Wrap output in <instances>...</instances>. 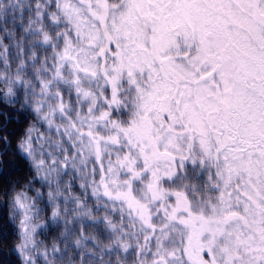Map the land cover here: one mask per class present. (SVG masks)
I'll return each mask as SVG.
<instances>
[{"label":"snow or ice","instance_id":"1","mask_svg":"<svg viewBox=\"0 0 264 264\" xmlns=\"http://www.w3.org/2000/svg\"><path fill=\"white\" fill-rule=\"evenodd\" d=\"M0 103L22 264H264V0H0Z\"/></svg>","mask_w":264,"mask_h":264},{"label":"trees","instance_id":"2","mask_svg":"<svg viewBox=\"0 0 264 264\" xmlns=\"http://www.w3.org/2000/svg\"><path fill=\"white\" fill-rule=\"evenodd\" d=\"M15 115L19 117V120L21 122H17V120L14 119L8 124L7 131L14 133L11 139L15 136L18 137L19 134L21 135L24 128L27 127L29 123L34 121L32 115L28 113H25L23 116H20L19 114H15ZM0 123H3V117H0ZM12 148L13 150L7 154L5 159L6 161H12L13 163H15L16 168L13 171L10 165H8L7 163L4 165V172L3 174H0V184L5 186H7L9 181H13V182L18 180L22 181L25 178L32 175V173L30 172V165L26 161L21 160L20 157L14 154L15 143H13ZM35 187L37 188L40 187L39 182L35 184ZM72 192L75 195H82L81 189L77 184L74 185ZM0 201H4V202H0V223L7 225L8 213L10 211V208L7 206L4 198L0 197ZM48 215H50V212L45 214V219H47ZM55 235L56 232L50 230L48 234L42 235L40 236V238L45 240L46 243L50 244L51 240L55 237ZM15 239L16 237L14 236V234L10 232L7 242L0 243V264H21L19 255H17L14 251H12V242ZM37 264H44V262L38 259Z\"/></svg>","mask_w":264,"mask_h":264},{"label":"rangeland","instance_id":"3","mask_svg":"<svg viewBox=\"0 0 264 264\" xmlns=\"http://www.w3.org/2000/svg\"><path fill=\"white\" fill-rule=\"evenodd\" d=\"M18 107V106H17ZM0 111H5V112H8L9 114H19L18 112H16V110L15 109H10V108H8L6 105H4V104H2V103H0ZM28 114H30V113H28ZM35 121H32L31 123H34ZM37 128L40 130V132L41 133H45V134H47L46 132H45V126H43V125H40V124H37ZM20 135V134H19ZM16 137L17 136H15V137H13L12 139L14 140L13 141V143H15V141H16ZM79 185V181H77L76 183H75V185ZM41 239V238H40ZM40 260H42V259H40ZM43 261V260H42ZM20 262H21V264H22V261H21V259H20Z\"/></svg>","mask_w":264,"mask_h":264}]
</instances>
